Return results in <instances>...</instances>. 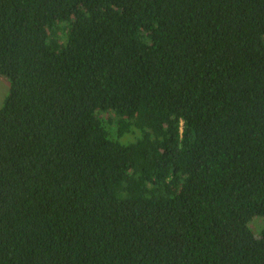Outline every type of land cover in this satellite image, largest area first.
Wrapping results in <instances>:
<instances>
[{
	"label": "trees",
	"instance_id": "1",
	"mask_svg": "<svg viewBox=\"0 0 264 264\" xmlns=\"http://www.w3.org/2000/svg\"><path fill=\"white\" fill-rule=\"evenodd\" d=\"M0 74V264H264V0H0Z\"/></svg>",
	"mask_w": 264,
	"mask_h": 264
},
{
	"label": "rangeland",
	"instance_id": "2",
	"mask_svg": "<svg viewBox=\"0 0 264 264\" xmlns=\"http://www.w3.org/2000/svg\"><path fill=\"white\" fill-rule=\"evenodd\" d=\"M10 90V82L7 77L0 74V108L2 107L7 95L9 94ZM104 118L107 117V115H103ZM250 226L254 233L259 234L264 229V218L263 217H255L251 223Z\"/></svg>",
	"mask_w": 264,
	"mask_h": 264
}]
</instances>
